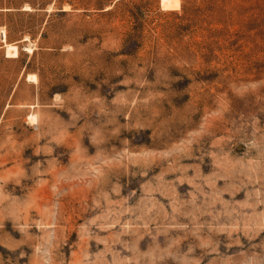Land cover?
I'll list each match as a JSON object with an SVG mask.
<instances>
[{"label":"rangeland","instance_id":"374dc122","mask_svg":"<svg viewBox=\"0 0 264 264\" xmlns=\"http://www.w3.org/2000/svg\"><path fill=\"white\" fill-rule=\"evenodd\" d=\"M173 2L0 0V264H264V0Z\"/></svg>","mask_w":264,"mask_h":264},{"label":"bare ground","instance_id":"6f19581e","mask_svg":"<svg viewBox=\"0 0 264 264\" xmlns=\"http://www.w3.org/2000/svg\"><path fill=\"white\" fill-rule=\"evenodd\" d=\"M161 2H162V5H163V6L168 7L169 3H170V2H173V0H161ZM173 3H174V2H173ZM175 3H176V2H175ZM175 3H174V4H175ZM178 3H179V2H178ZM178 3H176V5H178ZM176 5H175V6H176ZM173 6H174V5H173Z\"/></svg>","mask_w":264,"mask_h":264}]
</instances>
